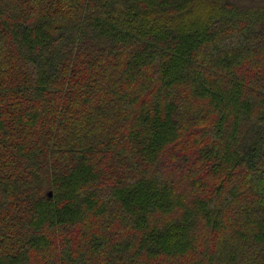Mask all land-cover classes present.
I'll return each instance as SVG.
<instances>
[{
    "label": "trees",
    "instance_id": "obj_1",
    "mask_svg": "<svg viewBox=\"0 0 264 264\" xmlns=\"http://www.w3.org/2000/svg\"><path fill=\"white\" fill-rule=\"evenodd\" d=\"M0 264H264V0H0Z\"/></svg>",
    "mask_w": 264,
    "mask_h": 264
}]
</instances>
